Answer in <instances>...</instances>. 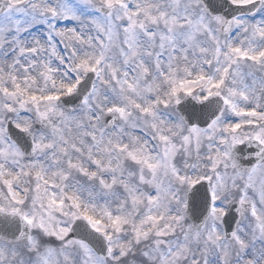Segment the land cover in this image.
Segmentation results:
<instances>
[{
  "label": "rangeland",
  "instance_id": "374dc122",
  "mask_svg": "<svg viewBox=\"0 0 264 264\" xmlns=\"http://www.w3.org/2000/svg\"><path fill=\"white\" fill-rule=\"evenodd\" d=\"M0 2V210L34 228L27 244L0 243V264H135L145 254L139 264H264V164L236 173L230 156L245 139L264 142V13L223 38L220 19L197 0ZM96 6L111 11L95 16ZM208 58L198 98L224 94L227 108L209 129H190L175 107ZM91 69L93 95L62 108L59 97ZM112 115L119 121L108 130ZM8 116L35 132L36 160L8 139ZM204 177L216 197L242 202L236 242L224 239L225 203L200 232L185 219L186 194ZM81 216L108 234L110 259L70 238Z\"/></svg>",
  "mask_w": 264,
  "mask_h": 264
},
{
  "label": "water",
  "instance_id": "95a60500",
  "mask_svg": "<svg viewBox=\"0 0 264 264\" xmlns=\"http://www.w3.org/2000/svg\"><path fill=\"white\" fill-rule=\"evenodd\" d=\"M227 21H228L227 27H229L230 24H231L232 19H228ZM90 87H91V82L88 83V84L86 85V87L84 88V90H82V93H81L80 95H85V94L89 91ZM12 133H13V135L15 134V132H12ZM21 141H22V142H29L30 139H29V138H27V140L22 139ZM259 159H261V158H260V157H257L256 159H251V160L248 162V167H251V166H252L256 161H258ZM104 255H105V254H104Z\"/></svg>",
  "mask_w": 264,
  "mask_h": 264
},
{
  "label": "bare ground",
  "instance_id": "6f19581e",
  "mask_svg": "<svg viewBox=\"0 0 264 264\" xmlns=\"http://www.w3.org/2000/svg\"><path fill=\"white\" fill-rule=\"evenodd\" d=\"M188 9V8H187ZM60 74V72H58L57 73V75H59ZM178 138H180V136H175V140H178ZM217 138V137H216ZM203 153L202 152H199V153H196L195 155H194V159H195V162L197 163H199V167L201 168V163H203ZM256 248H257V245H256ZM146 257H144L142 260H140V261H138L137 259L136 260H131L132 262L133 261H135L134 263L135 264H139V263H144V259H145Z\"/></svg>",
  "mask_w": 264,
  "mask_h": 264
}]
</instances>
